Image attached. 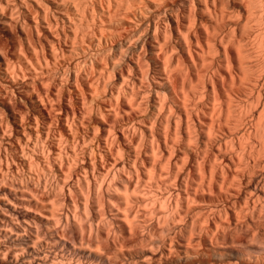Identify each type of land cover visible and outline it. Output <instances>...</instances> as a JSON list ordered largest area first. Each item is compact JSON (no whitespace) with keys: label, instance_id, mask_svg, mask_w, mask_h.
<instances>
[{"label":"bare ground","instance_id":"1","mask_svg":"<svg viewBox=\"0 0 264 264\" xmlns=\"http://www.w3.org/2000/svg\"><path fill=\"white\" fill-rule=\"evenodd\" d=\"M0 264H264V0H0Z\"/></svg>","mask_w":264,"mask_h":264},{"label":"rangeland","instance_id":"2","mask_svg":"<svg viewBox=\"0 0 264 264\" xmlns=\"http://www.w3.org/2000/svg\"><path fill=\"white\" fill-rule=\"evenodd\" d=\"M234 5V3H231V6Z\"/></svg>","mask_w":264,"mask_h":264}]
</instances>
